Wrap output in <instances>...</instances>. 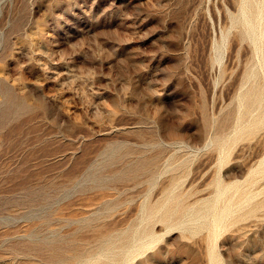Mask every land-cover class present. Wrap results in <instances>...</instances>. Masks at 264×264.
Returning a JSON list of instances; mask_svg holds the SVG:
<instances>
[{"label": "rangeland", "instance_id": "1", "mask_svg": "<svg viewBox=\"0 0 264 264\" xmlns=\"http://www.w3.org/2000/svg\"><path fill=\"white\" fill-rule=\"evenodd\" d=\"M262 158L264 0H0V264H264Z\"/></svg>", "mask_w": 264, "mask_h": 264}, {"label": "bare ground", "instance_id": "2", "mask_svg": "<svg viewBox=\"0 0 264 264\" xmlns=\"http://www.w3.org/2000/svg\"><path fill=\"white\" fill-rule=\"evenodd\" d=\"M256 154V153H255ZM254 154V155H255ZM259 154V153H258ZM238 157V156H237ZM253 159V158H252ZM250 161V160H249ZM264 162V158H262L261 159V163H263ZM256 169V168H255ZM255 169L253 170V171H255ZM252 171V172H253ZM233 183H235V186L237 185V183L239 184V185H237V189H239L240 188V184H241V182H233ZM222 185V183L221 182H219V185H218V189H219V193H222V195H223V193L224 192H226V188L225 187H222L221 186ZM228 185V184H227ZM231 185V184H230ZM226 194V193H225ZM249 195V194H248ZM247 195V196H248ZM229 201V200H228ZM230 202V201H229ZM232 202V201H231ZM217 204V203H216ZM231 204V203H230ZM230 204L228 203L225 207H222V208H220V209H218V208H216L215 209V214H214V224L215 223H217L219 220H221V218L225 215V214H228L229 213V211L231 212V206H230ZM233 210V209H232ZM218 226V225H217Z\"/></svg>", "mask_w": 264, "mask_h": 264}]
</instances>
